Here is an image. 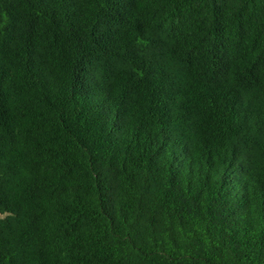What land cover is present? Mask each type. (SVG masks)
Wrapping results in <instances>:
<instances>
[{
  "label": "trees",
  "instance_id": "1",
  "mask_svg": "<svg viewBox=\"0 0 264 264\" xmlns=\"http://www.w3.org/2000/svg\"><path fill=\"white\" fill-rule=\"evenodd\" d=\"M0 264H264V0H0Z\"/></svg>",
  "mask_w": 264,
  "mask_h": 264
},
{
  "label": "water",
  "instance_id": "2",
  "mask_svg": "<svg viewBox=\"0 0 264 264\" xmlns=\"http://www.w3.org/2000/svg\"><path fill=\"white\" fill-rule=\"evenodd\" d=\"M4 215L0 214V218H2Z\"/></svg>",
  "mask_w": 264,
  "mask_h": 264
}]
</instances>
